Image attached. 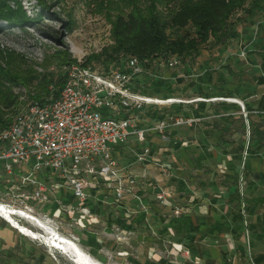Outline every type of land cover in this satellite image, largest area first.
Wrapping results in <instances>:
<instances>
[{"label": "rangeland", "instance_id": "obj_1", "mask_svg": "<svg viewBox=\"0 0 264 264\" xmlns=\"http://www.w3.org/2000/svg\"><path fill=\"white\" fill-rule=\"evenodd\" d=\"M94 2L95 0H45L46 5L42 7L36 0H20L24 11L34 23L20 29L0 22V48L12 53L15 59H20L26 76L30 75V90L22 87L13 89L14 93L20 96V105L10 123L33 104L29 94L30 97L34 94L36 85L44 76L53 74L55 80L60 76L66 78V68L74 61L88 63L99 74H110L125 68L126 61L136 57L117 56L116 61L104 62L107 53L115 44L111 20L117 14V9L107 3V6L99 10ZM200 52L205 53L204 47L200 48ZM95 58H99L100 62ZM166 62L167 59H161L157 69L165 77H170L171 72L164 69ZM141 65L145 69L143 62ZM218 65L215 63V66ZM153 80L156 79L146 75L142 80L133 83L134 91H143L147 96L166 100L167 97L156 95L157 85ZM48 88L56 93L58 87L50 85ZM180 89L182 91L177 97L179 99L173 98L176 94L171 95L170 99L188 104L200 100L197 99L195 89L186 87L185 83ZM160 92L163 94L164 91ZM53 100V97L48 99ZM177 104L168 102L144 109L140 123L142 128L151 127L157 122L156 118V120L150 118V115L153 116L152 113H157L158 116L164 114L176 116L172 108ZM188 104L185 105V109ZM146 113L150 114L145 115ZM230 129L233 133L227 134L225 139L228 142H239L240 134L243 132L242 122L240 120L234 122ZM148 134L155 136L147 141L151 151L154 145L162 146L166 150L154 156L161 162L172 159L169 139L162 140L153 132ZM139 148L141 149L139 143L132 139L128 144L121 146L115 155L112 154L120 169H124L130 176L137 177L138 186L136 185L132 193L121 199L116 200L114 183L103 180L91 182L88 198L82 207L69 191L47 193L46 199L43 200L33 199L30 188H18L22 180L16 176L11 183L14 185L12 190L8 189L10 184L6 179L0 178V204L7 210L24 212L34 217L55 235L74 242L101 264H256L246 250L228 251L227 246H230L231 242L234 248L240 247L237 243L246 245L245 238H239L237 234L235 235L238 237L237 240L228 236L203 241L200 254L194 257L195 255L189 251L188 236L185 232L177 235L174 231L176 226L180 227V223L185 221L184 216L193 214L189 190L181 191L172 180L170 181V176L176 171V163L171 164L168 176L162 175L157 166L151 165L146 169L135 161V153L140 151ZM193 169L196 171L195 167ZM17 171L30 173V166L18 167ZM195 171L190 174L192 177ZM36 177L46 179L49 183L54 182V178L46 172L37 174ZM155 177L158 178L157 182ZM189 177V174H183L187 182ZM156 184L165 189L169 197L157 199L155 194L158 190L153 187ZM134 194L138 195L141 201L135 198ZM195 198L200 201L199 207H202L200 197ZM176 207L185 213L176 217L174 215ZM198 209L196 208L197 211ZM12 218L21 226L47 236L37 223L20 218L17 214L12 215ZM206 220L210 222L216 218L209 217ZM233 225L239 227V223ZM244 227V223L241 222V230H244ZM236 229L238 228L235 227ZM213 247H220V250H214ZM225 256L228 260H225ZM0 264H74V262L68 255L49 247L43 238L32 239L23 236L12 228L6 219L0 217Z\"/></svg>", "mask_w": 264, "mask_h": 264}, {"label": "built area", "instance_id": "obj_2", "mask_svg": "<svg viewBox=\"0 0 264 264\" xmlns=\"http://www.w3.org/2000/svg\"><path fill=\"white\" fill-rule=\"evenodd\" d=\"M236 56L245 60L247 48L240 49ZM177 65L178 59L172 57L165 67L172 70ZM66 70L57 99L31 104L0 133V178L10 184L8 189H13L11 183L19 176L22 183L18 188H30L33 199L43 200L47 193L69 191L82 207L91 182L103 180L114 183L116 200L121 199L138 186L137 177L120 169L112 154L115 147L124 146L132 139L141 146L135 153V161L152 163L162 175L168 176L172 162H161L152 156L146 135L153 132L166 140L170 130L191 127L197 120L167 116L151 127H140L144 109L181 102L134 91L133 83L146 75L164 80L160 71L147 74L136 57L129 58L123 70L110 74H99L80 61ZM22 166H30V173H19L17 168ZM42 172L58 181L49 183L46 179H38L36 175ZM238 182L242 196L244 180L241 175ZM153 187L158 190L157 199L169 197L160 185ZM134 197L141 201L138 195L134 194ZM241 206L244 208L243 203ZM184 213L181 208H174L176 217ZM243 223L246 227L245 220ZM247 252L250 255L249 249Z\"/></svg>", "mask_w": 264, "mask_h": 264}, {"label": "crops", "instance_id": "obj_3", "mask_svg": "<svg viewBox=\"0 0 264 264\" xmlns=\"http://www.w3.org/2000/svg\"><path fill=\"white\" fill-rule=\"evenodd\" d=\"M237 30L238 37L231 41L221 55L218 66L210 65V57L205 50L206 54H204L207 56L202 54L204 67L191 71L193 75L203 76L206 82H208L207 74L214 72L211 83L205 82L195 87L186 85L190 89H195L197 99L200 100L189 104L181 101L172 108L176 117L188 116L197 120L191 127H177L168 133L172 156L169 160L177 165L176 171L170 176V181L172 180L178 186L176 188L181 191L189 190L193 210L192 215L184 216L185 219H189L186 229L184 230L180 223L181 226H176L174 231L177 235L185 232L188 236L189 251L193 256L195 255L194 257L200 254L203 241L223 239L228 236L231 238L237 234L239 238H245L246 245L237 243L241 248L239 246L234 248L230 240L228 251L249 249L250 257L258 262L256 264H264V144H261L264 142L254 143L251 153H246L250 130L247 115L244 116L246 107L257 112L264 107V11L251 21L240 24ZM244 47L247 48V58L242 60L236 54ZM183 78L182 73L176 76L177 81ZM175 82L174 80L172 83ZM181 85L177 82L174 84L176 90L173 95L176 94V97L173 98L181 95ZM200 89L202 94H199ZM227 90L233 92L232 98H224ZM160 91L156 95L164 96ZM206 94L208 99L205 98ZM199 103H204L205 108L198 109ZM186 104H188L187 109H185ZM236 107L240 108V112ZM147 114L150 113L145 115ZM196 114L201 117L197 118ZM152 115L150 118L156 120L153 113ZM238 120L242 122L243 129L239 142H228L225 136L233 133L230 129L231 125ZM252 121L255 124L252 139L264 138V118H257L254 115ZM156 135L161 138L159 134ZM152 137L155 136L148 134L147 141ZM243 140L246 142L244 143ZM243 143L245 145L243 158L237 160L238 151ZM154 146L151 151L153 157L155 154H162L161 151H166L162 146ZM120 147H115L114 155ZM151 165L155 166L152 163H145L142 167L148 169ZM193 171L195 173L192 177L190 174ZM184 173L190 176L188 182L183 178ZM240 175L244 180L242 196L238 184ZM155 179L157 182L158 178ZM55 181L58 180L54 178ZM62 192L67 193V191ZM235 193L238 194V199ZM198 196L203 202L202 207H199L200 201L195 198ZM242 203L244 208L241 206ZM196 208H199L198 211ZM209 217H215L216 220L209 222L206 220ZM244 220L247 228L241 230L240 223ZM234 223H239V227L233 225ZM235 227L238 229L235 230ZM238 237H235L236 240ZM219 248L213 247L217 251L220 250ZM225 258L228 260L226 256Z\"/></svg>", "mask_w": 264, "mask_h": 264}, {"label": "trees", "instance_id": "obj_4", "mask_svg": "<svg viewBox=\"0 0 264 264\" xmlns=\"http://www.w3.org/2000/svg\"><path fill=\"white\" fill-rule=\"evenodd\" d=\"M36 1L40 6L45 7V0ZM94 3L99 10L107 6V3L117 9V14L111 20L115 44L107 53L104 62L116 61L117 56H136L145 64L146 73L150 74L158 70L157 64L161 59L169 60L172 57L178 59V65L174 69L164 67L171 72L170 77L163 75L164 80H153L157 85L156 92L164 91L163 95L167 97L166 99L174 94L176 82L185 83V86L190 87L206 82L203 76L191 74L192 70L196 71L204 67L201 47L208 52L210 65L219 63L221 55L231 41L238 37V26L251 21L264 11V0H95ZM0 22L20 29L34 23L24 11L20 0H0ZM13 56L12 53L0 48V133L9 126L20 105V96L15 94L13 89L22 87L30 90V75L26 76L20 59L17 58V60ZM95 60L100 62L99 58ZM73 63L76 61L70 64ZM83 64L90 66L86 62ZM178 73H182L184 78L177 81ZM213 75L214 72L207 74L208 82L206 83L212 82ZM168 80L170 82H167ZM172 80L176 82L173 84ZM64 82L65 78L61 76L57 80L53 74L44 76L43 80L36 85L34 94L31 97L29 94V99L33 100V103L40 104L47 102L50 97L55 100L59 97ZM50 85L58 87L56 93L49 90ZM140 93L144 94L143 91ZM199 94H202L201 89ZM224 95V98H232L233 92L227 90ZM205 98H209L207 94ZM202 108H205V104L199 103L198 109ZM236 108L240 112V108ZM245 109L250 130L246 153L250 154L254 143L264 142V138L252 139L255 127L252 117L255 115L257 118H264V107L259 112L250 107ZM167 116L154 114L157 121ZM196 117L201 116L196 114ZM243 142L245 143L246 140ZM244 143L238 151L237 160L243 158ZM235 195L238 199V194L235 193ZM188 221L187 218L182 223L184 230L189 225Z\"/></svg>", "mask_w": 264, "mask_h": 264}, {"label": "bare ground", "instance_id": "obj_5", "mask_svg": "<svg viewBox=\"0 0 264 264\" xmlns=\"http://www.w3.org/2000/svg\"><path fill=\"white\" fill-rule=\"evenodd\" d=\"M15 214H17L20 218L28 219L37 223L39 227L47 233V236H42L27 229L24 226H21L12 218V215ZM0 217L6 219L7 223L12 228L18 230L23 236L30 237L32 239L43 238L49 247L59 250L63 254H66L70 258H72L74 264H101L100 262L94 260L90 255L82 251L77 244L64 237L55 235L53 231L47 228L43 223L36 220L34 217L27 215L24 212H13L11 210H7L4 205L0 204Z\"/></svg>", "mask_w": 264, "mask_h": 264}]
</instances>
